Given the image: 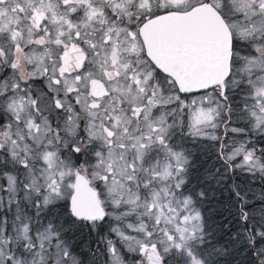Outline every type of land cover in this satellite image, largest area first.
Instances as JSON below:
<instances>
[{
    "label": "snow or ice",
    "instance_id": "1",
    "mask_svg": "<svg viewBox=\"0 0 264 264\" xmlns=\"http://www.w3.org/2000/svg\"><path fill=\"white\" fill-rule=\"evenodd\" d=\"M0 264H264V0H0Z\"/></svg>",
    "mask_w": 264,
    "mask_h": 264
}]
</instances>
